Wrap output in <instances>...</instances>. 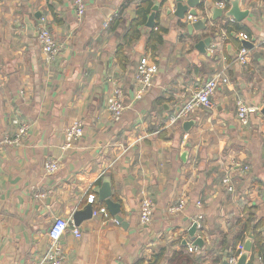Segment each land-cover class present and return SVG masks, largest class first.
Listing matches in <instances>:
<instances>
[{"label": "crops", "instance_id": "1", "mask_svg": "<svg viewBox=\"0 0 264 264\" xmlns=\"http://www.w3.org/2000/svg\"><path fill=\"white\" fill-rule=\"evenodd\" d=\"M127 1L86 0L79 21L72 0H0V264H35L49 246L55 219L73 222L89 203L106 215L79 227L80 238L67 231L62 244L69 264H148L160 254L161 264L179 262L177 254L188 257L181 264H234L242 225L253 217L264 234V0H241L249 16L240 24L253 45L245 67L228 66L246 34L229 38L221 30L224 18L211 21L206 33H182L179 20L167 14L175 0H155L163 6L154 31L167 33L148 53L152 30L142 27L140 38H128L140 0L123 9ZM204 1L211 17L217 0ZM40 17L61 46L57 65L45 63L33 33ZM115 18L123 21L114 30ZM207 36L213 43L204 55L195 44ZM145 60L159 71L150 91L136 101L135 76ZM222 70L230 86L216 92L212 106L169 126L168 118L194 89ZM116 86L127 99L119 122L107 107ZM238 98L257 109L247 127L237 119ZM78 119L85 124L84 137L64 150L65 131ZM23 124L30 126L24 142L6 144ZM50 158L60 163L53 175L45 169ZM236 163L249 171L235 173L229 192L223 179ZM106 178L126 227L99 200ZM145 198L156 210L151 226L142 229L139 208ZM181 200L187 202L184 211L169 213ZM196 238L203 244L194 248Z\"/></svg>", "mask_w": 264, "mask_h": 264}, {"label": "built area", "instance_id": "2", "mask_svg": "<svg viewBox=\"0 0 264 264\" xmlns=\"http://www.w3.org/2000/svg\"><path fill=\"white\" fill-rule=\"evenodd\" d=\"M73 6L76 10L78 20L81 21L87 11L86 0H72ZM214 7L226 9L227 4L224 1H217L214 4ZM209 8L205 6L199 11L198 17L186 16L182 21L184 24L188 25L191 23L198 22L201 18L207 16ZM107 24L105 23V26ZM157 29V28H156ZM241 40L243 42H248V35H242ZM38 44L41 48L42 54L44 56V61L47 65H57L61 61V46L52 36L48 23L45 18H41L38 25ZM211 53H214V49H210ZM251 50L246 47H241L236 57L233 58L231 65L238 64L240 66H247L250 62ZM228 69V68H227ZM158 67L151 62V60H145L142 62L136 76L135 84L137 91L135 93V100H142L143 97L150 91L154 84L155 76L158 73ZM230 86V80L227 75L226 70L219 71L215 73L212 78L205 81L201 85L197 86L193 93L187 97L182 108L179 111L174 112L168 118V124L171 127L180 125L181 123L190 120L197 112L204 108H210L212 106V98L217 91L223 87ZM108 112L114 122H119L124 112L127 108V99L123 89L119 86H116L107 100ZM237 107V119L243 127L250 125L251 115H253L257 109L249 107L247 102L243 98H238L236 101ZM14 125H19L18 120L13 121ZM30 126L23 124L19 127L18 132L15 134L13 139L5 138L4 142L8 145H21L24 140L29 135ZM85 133V124L82 120H75L65 131V145L64 150H68L74 146L81 138L84 137ZM60 163L57 159H48L45 163L46 173L48 175H53L59 169ZM249 171L247 166H239L236 164L232 165L223 179V186L229 192L234 191L233 187V177L235 173L240 175H246ZM44 195H36V198H43ZM91 199H94L91 196ZM187 202L181 200L178 204L170 207L169 213L177 214L184 211ZM198 206H201L198 204ZM156 210L155 202L150 198H145L142 200L139 208V225L142 229H146L151 226L154 214ZM106 210L101 209L95 211L94 217L105 216ZM202 217H198L195 221V226L197 229L201 228L200 220ZM116 224H119L115 221ZM71 230L72 233L77 237H81L79 228L74 226L72 220L64 219L62 217H57L51 226L48 237H49V246L42 252L35 264H69L68 258L66 255V250L62 244L63 237L67 231ZM238 251L240 252L239 257L231 260V263L236 264V261L239 260L241 255L245 252L244 245L239 246Z\"/></svg>", "mask_w": 264, "mask_h": 264}, {"label": "water", "instance_id": "3", "mask_svg": "<svg viewBox=\"0 0 264 264\" xmlns=\"http://www.w3.org/2000/svg\"><path fill=\"white\" fill-rule=\"evenodd\" d=\"M223 1L228 5H230L229 9L212 7L210 9L211 17L205 16L196 23L188 24L186 32L191 36H193L194 33H206L208 30V24L211 21L216 22L219 19L225 18V19H233L236 23L240 24L249 16L248 10L241 9V0H223ZM175 2H176L175 10L169 9L167 10V14L168 15L173 14L174 17L181 22L184 20L186 15L198 17L199 11L206 6V2L204 0H175ZM160 10H161V5L160 3H157L153 8L152 14L147 20L146 28L148 30H153L156 27L157 17ZM33 30H34L33 33L36 34V38H37L38 28H33ZM182 33L184 32L182 31ZM212 43H213V38L211 36H207L195 44V49L199 53L208 55L209 54L208 48L211 47ZM252 46L253 45L249 42H243V47L250 49L252 48ZM234 57H236V54L234 55ZM247 104L249 105V107L255 108V105H251L249 103ZM182 106L178 108L177 111H179L182 108ZM262 116H264V109L262 110ZM193 124H195L194 121L187 123V125H193ZM97 194L99 195L100 202L105 203L109 213L115 217L116 221L119 224H121L123 227H126L127 224L124 222V219L121 216V212H122L121 204L114 202L112 199V195H113L112 185L108 178L104 179L101 187L97 191ZM95 211H96V207L94 203H89L82 210L75 212L73 216L74 226L76 228H79L83 224L94 219ZM202 244H203V240L201 238H196L193 247L194 248L197 246L200 247ZM244 251L245 252L241 255L237 264H250L251 252H252L251 240L246 241V243L244 244ZM256 260H259V258L256 257ZM224 264H229V263L228 261H225Z\"/></svg>", "mask_w": 264, "mask_h": 264}, {"label": "trees", "instance_id": "4", "mask_svg": "<svg viewBox=\"0 0 264 264\" xmlns=\"http://www.w3.org/2000/svg\"><path fill=\"white\" fill-rule=\"evenodd\" d=\"M135 0H128L127 3L124 5L123 9L127 8L129 5H131ZM222 1V0H217ZM227 4V3H226ZM156 5L155 0H140V5L137 10L136 19L132 21L131 26L128 31V38L130 40H135L141 37L140 28L145 27L148 18L153 12V8ZM161 7L163 6V3H160ZM227 7L229 8V5L227 4ZM228 19H223L222 22V28L221 30H225L227 32V35L229 38L233 39L234 34H249V30L247 27L241 24L237 23H231L227 21ZM121 18H115L113 20V29H117L121 23ZM179 29L183 32L187 31V25L183 22L179 21ZM220 30L214 31L215 35H219ZM163 33H167V31L163 29H159L158 32H155L154 29L151 31V41L147 45L148 53L155 52L157 50V44H161L162 42V35ZM121 51V49H120ZM253 218V217H252ZM252 218L248 221H246L238 233L236 237V242L233 246V252L235 257H239L240 252L238 251V247L241 245H244L246 242V239L248 236L252 235V252H251V260L250 264H255L256 261H260L261 264H264V234L262 233V224H255L253 225ZM183 255V254H182ZM181 254H177L179 256V262H175V260L172 261V264H181V262H184L188 260V257L182 256ZM256 257L259 258V260H256ZM185 259V260H184ZM164 260V254H160L157 256H154L152 260L148 264H161ZM138 264H144V262H140Z\"/></svg>", "mask_w": 264, "mask_h": 264}]
</instances>
